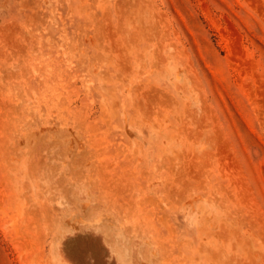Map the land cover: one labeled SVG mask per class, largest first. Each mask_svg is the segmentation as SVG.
Returning a JSON list of instances; mask_svg holds the SVG:
<instances>
[{
  "label": "rangeland",
  "instance_id": "rangeland-1",
  "mask_svg": "<svg viewBox=\"0 0 264 264\" xmlns=\"http://www.w3.org/2000/svg\"><path fill=\"white\" fill-rule=\"evenodd\" d=\"M0 264H264V0H0Z\"/></svg>",
  "mask_w": 264,
  "mask_h": 264
}]
</instances>
